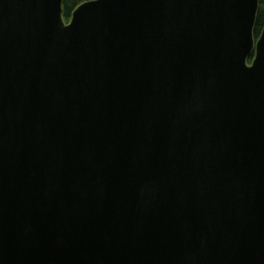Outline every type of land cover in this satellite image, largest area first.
<instances>
[{
	"label": "water",
	"instance_id": "95a60500",
	"mask_svg": "<svg viewBox=\"0 0 264 264\" xmlns=\"http://www.w3.org/2000/svg\"><path fill=\"white\" fill-rule=\"evenodd\" d=\"M0 0V264H264L260 0Z\"/></svg>",
	"mask_w": 264,
	"mask_h": 264
},
{
	"label": "trees",
	"instance_id": "16d2710c",
	"mask_svg": "<svg viewBox=\"0 0 264 264\" xmlns=\"http://www.w3.org/2000/svg\"><path fill=\"white\" fill-rule=\"evenodd\" d=\"M93 1V0H64L63 3V18L65 22L69 23L73 12L78 6L82 3ZM264 28V0H260V7L258 11V16L254 28L255 39H258L261 36V33Z\"/></svg>",
	"mask_w": 264,
	"mask_h": 264
}]
</instances>
